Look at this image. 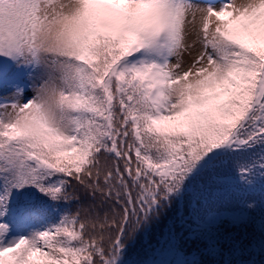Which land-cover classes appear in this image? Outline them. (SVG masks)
Here are the masks:
<instances>
[{
  "label": "snow or ice",
  "instance_id": "snow-or-ice-1",
  "mask_svg": "<svg viewBox=\"0 0 264 264\" xmlns=\"http://www.w3.org/2000/svg\"><path fill=\"white\" fill-rule=\"evenodd\" d=\"M0 264H264V0H0Z\"/></svg>",
  "mask_w": 264,
  "mask_h": 264
},
{
  "label": "rangeland",
  "instance_id": "rangeland-1",
  "mask_svg": "<svg viewBox=\"0 0 264 264\" xmlns=\"http://www.w3.org/2000/svg\"><path fill=\"white\" fill-rule=\"evenodd\" d=\"M29 95H31V93H29Z\"/></svg>",
  "mask_w": 264,
  "mask_h": 264
}]
</instances>
